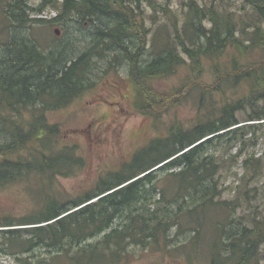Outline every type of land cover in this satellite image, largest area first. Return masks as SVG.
Returning <instances> with one entry per match:
<instances>
[{
  "label": "trees",
  "instance_id": "obj_1",
  "mask_svg": "<svg viewBox=\"0 0 264 264\" xmlns=\"http://www.w3.org/2000/svg\"><path fill=\"white\" fill-rule=\"evenodd\" d=\"M145 1L52 0L58 15L38 21L49 27L62 23L66 31L68 19L79 26L92 25L87 50L76 55L71 36L56 43L60 38L53 30L45 43L30 34L29 23L36 20L28 18L27 11L34 10L30 0H0V100L14 113L28 107L39 111L65 106L94 85L92 58L107 57L109 52L104 72L117 73L119 65L126 66L128 83L139 101L137 111L143 114L160 117L198 92L190 123L171 124L164 136L89 191L66 201L45 191L37 215L1 217L0 227L39 224L4 230V245L18 253L44 247L65 255L76 246L71 264H97L106 254L118 261L129 245H153L171 264H260L264 214L252 213L247 222L235 216L238 204L221 198L220 163L209 149L242 142L258 127L259 122L252 121L264 120V105H255L264 97V0H181V16L166 3L157 4L172 33L142 63L150 32ZM146 2L156 11L152 0ZM21 28L27 32L24 36L16 33ZM206 69L212 82L203 77ZM172 77L175 83L159 86ZM226 86H242L244 94L228 96ZM218 93L220 98L215 97ZM247 107L251 111L241 119L239 113ZM37 118L29 130L14 124L8 141L0 130V184L30 162L12 158L16 151L30 142L42 143L46 135L53 143L60 138L57 125L45 122L42 114ZM36 156L40 173L50 169L66 174L57 166V157L64 161L69 157V166L77 162L74 153L47 154L38 149ZM250 157L244 159L246 166ZM163 178L166 182L160 185ZM120 216L124 222L113 227ZM188 221L193 225L183 229ZM206 232L208 237L202 239ZM98 235L100 240L85 244ZM201 246L202 262L197 257ZM34 264L46 263L39 259Z\"/></svg>",
  "mask_w": 264,
  "mask_h": 264
},
{
  "label": "rangeland",
  "instance_id": "obj_2",
  "mask_svg": "<svg viewBox=\"0 0 264 264\" xmlns=\"http://www.w3.org/2000/svg\"><path fill=\"white\" fill-rule=\"evenodd\" d=\"M62 1V0H59ZM148 1V0H146ZM144 4L145 25L150 27L147 36V44L141 54L142 63L148 61L160 47L163 46L165 38L172 33L166 18L157 4L166 5L171 11L181 16V0H152L156 11ZM30 6L34 10H28V18L32 20L30 24V34L47 43L51 40V33L55 29H62L57 35L60 40L71 36L77 47L76 55L87 50L91 41L92 25L84 24L79 26L74 19H68L67 31L63 29L62 23L47 26L44 21L37 19H50L58 15L52 7V0H30ZM240 5V1L236 2ZM41 7L40 11L35 9ZM155 16V22L153 17ZM25 28L16 31L18 36H24L27 32ZM112 54L109 52L107 57H93L92 69L94 85L83 91L81 95L58 109L39 110L35 107L21 109V112L14 113L9 108L1 104L0 100V130L3 131L2 139L7 140L14 124L29 130L30 124L37 121V115L42 114L43 120L49 124L57 125L60 138L53 143L46 139L42 143L30 142L26 148L19 149L12 156L15 160H22L25 163L21 166L20 174L14 176L9 181L0 184V218L11 216L14 219L33 217L38 214L44 202L46 194L58 197L61 201L75 198L85 190L92 189L97 182L109 173L125 165L139 150L146 148L150 142L166 134L168 127L176 122L188 124L196 114L197 91L173 106L169 111L160 117L143 114L138 110L139 101L136 98L132 86L128 83L127 68L125 65L117 67L118 72H104L107 67L108 58ZM183 74V71L180 75ZM203 77L206 81L212 82L213 75L209 70H205ZM176 82V77L169 78L159 86L164 87ZM226 95L240 96L244 94L242 86L225 87ZM215 97L220 98V94ZM257 108L263 107L264 97H261L255 104ZM251 109L239 113L241 119H245L246 114ZM264 120L259 122L258 127L253 132L244 135L242 142L229 144H216L209 152L218 157L220 171L218 180L221 187V198L233 200L238 204L235 216L248 221L252 213L264 214ZM263 122V123H262ZM43 133V132H42ZM98 135L102 138L99 146L92 145L88 140L89 136ZM50 148H46V147ZM64 147L72 149H63ZM44 150L47 154H75L77 162L68 165L69 157L64 161L57 157L58 167L66 174L52 172L50 169L45 173L37 170L36 163L38 158L36 150ZM73 152V153H72ZM251 156V157H250ZM250 157L247 166L244 159ZM29 164L30 167L25 166ZM159 166V165H158ZM31 170H28V169ZM162 178L163 174L159 173ZM163 185L164 178L158 181ZM97 198L91 199L95 201ZM235 199V200H234ZM90 201V202H91ZM75 209V208H74ZM73 210V209H72ZM124 222V216L116 219L113 227L119 226ZM44 224V223H41ZM39 224L10 225L0 227V247L5 251H0V264H34L42 259L50 264H71L69 259L73 256L76 246L72 247L67 254H59L53 249L48 250L44 247H35L29 252L18 253L17 250L6 248L7 241L3 238L4 230L14 228H25L37 226ZM188 225H193L191 221ZM184 230V231H186ZM174 232V230H172ZM172 232V234H173ZM102 235L95 236L85 241L94 243L100 240ZM207 232L202 237L206 239ZM183 237L180 236V239ZM126 255L119 257L118 261L110 256L104 257L97 264H171L169 257L165 256L155 246L143 248L140 245H129L126 248ZM205 247L201 246L197 256L202 262ZM56 258V259H53ZM260 264H264V251L260 254Z\"/></svg>",
  "mask_w": 264,
  "mask_h": 264
},
{
  "label": "flooded vegetation",
  "instance_id": "obj_3",
  "mask_svg": "<svg viewBox=\"0 0 264 264\" xmlns=\"http://www.w3.org/2000/svg\"><path fill=\"white\" fill-rule=\"evenodd\" d=\"M88 140L90 141V143L93 145L95 143V145L99 146V144L102 141V138H100L98 135H94V137H90L88 138Z\"/></svg>",
  "mask_w": 264,
  "mask_h": 264
},
{
  "label": "water",
  "instance_id": "obj_4",
  "mask_svg": "<svg viewBox=\"0 0 264 264\" xmlns=\"http://www.w3.org/2000/svg\"><path fill=\"white\" fill-rule=\"evenodd\" d=\"M54 31H55V34H56V35H58L59 32H60L58 29H55Z\"/></svg>",
  "mask_w": 264,
  "mask_h": 264
}]
</instances>
